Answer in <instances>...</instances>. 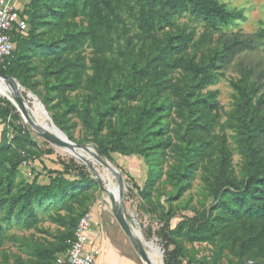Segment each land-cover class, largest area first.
I'll list each match as a JSON object with an SVG mask.
<instances>
[{
  "label": "trees",
  "instance_id": "1",
  "mask_svg": "<svg viewBox=\"0 0 264 264\" xmlns=\"http://www.w3.org/2000/svg\"><path fill=\"white\" fill-rule=\"evenodd\" d=\"M186 14L203 21L209 31L239 17L220 0H32L23 11L29 29L11 34V65L0 71L36 94L72 142L75 116L102 157L148 160L150 173L139 194L152 210L168 150L175 160L168 176L179 195L200 165H215L214 204L203 222L174 223L162 215L158 237L165 264H183V240L212 245L210 258L198 264H220L226 253L240 262L262 257L264 263V58L255 57V37L239 34L206 50L207 35L195 41L194 32L177 24ZM233 66L240 76L233 82L240 95L233 126L245 155L247 181L231 176L227 140L215 133L216 93H204L219 73ZM0 124L3 219L11 224L16 218L34 229L40 223L38 208L62 201L73 210L68 201L91 188L93 178L83 172L75 176L65 166L64 172H54L49 185L35 180L17 188L22 164L40 158L38 145L8 100L0 99ZM76 229L64 244L38 246L36 264H51L65 254ZM5 230L0 220V248Z\"/></svg>",
  "mask_w": 264,
  "mask_h": 264
},
{
  "label": "rangeland",
  "instance_id": "2",
  "mask_svg": "<svg viewBox=\"0 0 264 264\" xmlns=\"http://www.w3.org/2000/svg\"><path fill=\"white\" fill-rule=\"evenodd\" d=\"M220 2L239 14V17L230 25L219 26L216 31H209L203 21L196 20L188 14L178 17L177 24L187 32H194L195 41L207 35L210 40L208 43H204L206 50L209 47H215L220 40L224 41L235 34L255 37V43L259 49L255 53V57L264 58V0H220ZM90 52L91 50L88 49L87 54ZM239 79L237 69L233 66L228 72L219 73L214 83L204 93H216L219 118L215 133L225 136L227 140V147L232 155L231 176L238 181H247L245 155L241 151L237 130L233 126L240 99L233 82ZM34 80H40V77H35ZM24 90L29 89L21 86V91L24 92ZM0 99L10 100L1 93ZM21 117L23 119L22 115ZM23 122L25 124L24 119ZM71 124L73 125L71 132L75 140L74 143L85 147L86 150L90 147L94 160H83L72 152L60 151L26 124L38 145L35 152L39 154L40 158L30 161V165L22 164L16 179L17 188L30 185L35 180L41 185H49L51 180L56 177L54 172H64L65 166H69L70 172L75 176L79 172L89 175L95 183L91 188L83 189L76 200L68 201V206H71L73 210L66 208L67 202L63 203L62 201L53 203L50 207L46 206L44 209L38 208L40 223L34 229H27L16 218L12 220L11 224H8L3 219L4 212H2L0 220L6 225V237L4 246L0 248V264H36L35 249L38 246L51 247L55 244H64L65 237L77 228L78 220L83 212L91 211L96 206L111 208V198L109 200L110 194L106 190V184L103 181L101 184L99 180L102 179L101 175L108 170L114 173V182L118 186L119 182L115 171H120L122 174L124 191L121 206L129 223L134 227H138L140 224L145 239L149 242H157L161 251H164L163 242L158 234L164 226L162 215L169 216L174 223L187 219H196L198 223L205 220L214 204L215 192L212 190V184L216 182L215 165H200L187 189L179 195L168 176L175 162L171 151L168 150L160 167L163 170V177L153 190L155 209L152 210L144 203L139 194V190L144 187L150 173L149 161L138 155L131 157L113 155V161H109L99 155L95 146L90 143V137L77 117H72ZM105 166L107 167L105 168ZM183 243L185 248V256L181 258L183 264H188L190 259L198 264L204 259H209L212 255V245H193L185 240ZM64 255H58L57 260L51 264H61ZM246 260L254 261L252 256L247 257ZM256 261L261 262L263 258L259 257ZM241 263L232 253H226L220 264Z\"/></svg>",
  "mask_w": 264,
  "mask_h": 264
},
{
  "label": "built area",
  "instance_id": "3",
  "mask_svg": "<svg viewBox=\"0 0 264 264\" xmlns=\"http://www.w3.org/2000/svg\"><path fill=\"white\" fill-rule=\"evenodd\" d=\"M20 1L0 0V68L5 70L11 65L15 50L11 34L26 33L29 29L28 19L23 16V11L32 0H26L23 5ZM23 165H30V161L24 162ZM92 230L91 210L80 218L74 238L69 241V249L63 256L61 264H96L100 248L92 244Z\"/></svg>",
  "mask_w": 264,
  "mask_h": 264
},
{
  "label": "water",
  "instance_id": "4",
  "mask_svg": "<svg viewBox=\"0 0 264 264\" xmlns=\"http://www.w3.org/2000/svg\"><path fill=\"white\" fill-rule=\"evenodd\" d=\"M0 81L7 82L9 85H11V89H13V85H15V88L13 89L14 90V93H13L14 99L18 103L20 109H22L26 115L27 119H25V124H29V126L36 132V134H38L40 137H42L46 142L50 143L51 145H53L55 147H68V148L74 150L77 154H79L80 152H85V151H87L89 153L91 152V149L86 150L85 147L75 144L74 142H72L68 138V136L55 124V122L53 121L49 112L47 111L45 105L42 103L41 99L36 94H34L31 90H24V92H22L18 88L19 86H21L20 83L15 78L8 76L6 74H3L1 71H0ZM23 93H26L27 96H28V93H30V95L33 98H35V100L41 104V106L44 108L49 120L51 121V124L60 133V137H58L57 135H55V134L51 133L50 131L44 129L42 126L36 124L30 118V116L28 115V112L26 111L27 100H26ZM28 97L30 98V96H28ZM91 153L93 154V152H91ZM78 157L83 159V160H86L85 158L80 156V154L78 155ZM115 174L117 176L119 186L121 189L120 198L122 199L123 191H124L123 177H122V174L120 171L116 170ZM99 180H100V183L103 181L102 179H99ZM110 198H111L110 204H111V209L113 211V214H114L115 218L117 219L118 223L120 224V226L122 227V229L124 230V232L129 237V239H130L134 249L136 250L138 256L141 258V260L144 262V264H151L149 256H148V252L146 251L145 246L142 243V241L140 240V238L135 234V228L133 225H131L129 223V221L127 219V215H126L125 211L122 209L121 204L116 203V200L111 195H110ZM161 257H162V261L164 264V251H161ZM241 264H264V263L255 262V261H243Z\"/></svg>",
  "mask_w": 264,
  "mask_h": 264
},
{
  "label": "crops",
  "instance_id": "5",
  "mask_svg": "<svg viewBox=\"0 0 264 264\" xmlns=\"http://www.w3.org/2000/svg\"><path fill=\"white\" fill-rule=\"evenodd\" d=\"M21 0L20 4H25ZM4 126L0 124V141ZM91 241L100 248L96 264H144L124 232L113 211L108 207L93 208Z\"/></svg>",
  "mask_w": 264,
  "mask_h": 264
},
{
  "label": "bare ground",
  "instance_id": "6",
  "mask_svg": "<svg viewBox=\"0 0 264 264\" xmlns=\"http://www.w3.org/2000/svg\"><path fill=\"white\" fill-rule=\"evenodd\" d=\"M15 88V85H13V89ZM19 90H21V86L18 87ZM11 89V85H9L5 81H0V93L3 95H6L10 100V102L17 108L18 112L23 116V119L25 121L26 115L22 109H20L18 103L14 99V90ZM23 92V91H22ZM26 100V111L28 112V115L30 118L38 125L42 126L44 129L50 131L51 133L57 135L60 137V133L58 130L51 124V121L49 120L44 108L41 106V104L33 98L30 93H28V96L26 93H23ZM29 125V124H27ZM36 133V132H35ZM60 151H66L69 153L76 154L77 156L81 153L80 156H82L85 159L94 160L93 154L91 152H80L77 154L74 150L68 148V147H57ZM90 149V147L88 148ZM77 158V157H76ZM97 160V159H95ZM99 160V159H98ZM93 163V162H92ZM98 165V164H97ZM110 165V164H109ZM107 166H105L106 168ZM103 182L106 184V190L109 192V194L116 200V203H120L122 205V199L120 198L121 189L120 187L114 182V173L110 170H108L105 174L101 175ZM110 200V196H109ZM109 202V201H108ZM109 204V203H108ZM111 206V205H110ZM123 208V207H122ZM135 215V214H134ZM134 219V218H133ZM135 228V234L140 238L142 243L145 246L146 251L148 252V256L150 259L151 264H163L162 257H161V250L157 246V242L152 241L149 242L145 239L143 234L142 227H134Z\"/></svg>",
  "mask_w": 264,
  "mask_h": 264
}]
</instances>
